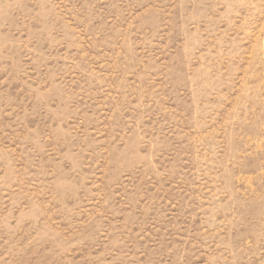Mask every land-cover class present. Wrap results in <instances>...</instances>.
<instances>
[{
  "label": "rangeland",
  "instance_id": "374dc122",
  "mask_svg": "<svg viewBox=\"0 0 264 264\" xmlns=\"http://www.w3.org/2000/svg\"><path fill=\"white\" fill-rule=\"evenodd\" d=\"M0 264H264V0H0Z\"/></svg>",
  "mask_w": 264,
  "mask_h": 264
}]
</instances>
